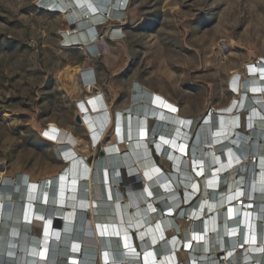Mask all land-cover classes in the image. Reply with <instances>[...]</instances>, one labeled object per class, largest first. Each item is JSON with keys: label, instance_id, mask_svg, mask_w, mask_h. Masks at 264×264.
<instances>
[{"label": "bare ground", "instance_id": "bare-ground-1", "mask_svg": "<svg viewBox=\"0 0 264 264\" xmlns=\"http://www.w3.org/2000/svg\"><path fill=\"white\" fill-rule=\"evenodd\" d=\"M40 3L74 22L63 33L65 44L71 38L77 42L68 45L91 52L97 26L127 7L125 0ZM88 56L85 66L68 64L62 72L74 88L77 75L90 84L78 108L92 139L49 122L68 166L39 177L30 172L29 179L18 171L14 182L5 177L0 264H262L264 60L229 71L231 96L218 111L190 115L134 79L113 115L97 81L91 84L96 75ZM110 129L116 133L106 137ZM91 141H101L103 153L88 163ZM152 146L168 169L150 155ZM121 169L138 172L142 182L132 184L124 174L128 187L120 190V178L109 173Z\"/></svg>", "mask_w": 264, "mask_h": 264}, {"label": "rangeland", "instance_id": "rangeland-1", "mask_svg": "<svg viewBox=\"0 0 264 264\" xmlns=\"http://www.w3.org/2000/svg\"><path fill=\"white\" fill-rule=\"evenodd\" d=\"M127 1L120 17L97 26L98 43L91 52L88 46L68 45L77 42L71 38L65 44L63 33L75 25L68 14L44 10L40 0H0V191L5 177L14 182L18 171H26L29 179L30 172L39 177L68 166L55 150L49 122L88 140L78 108L88 93L78 75L74 88L62 72L68 64L85 66L87 54L113 115L134 79L190 115L218 111L231 96L229 71L264 60V0ZM240 121L243 130L244 114ZM92 143L88 163L102 150L101 141ZM151 151L168 169L153 147ZM125 171L111 173L120 178L115 182L122 191L128 187L122 175L136 181L137 172Z\"/></svg>", "mask_w": 264, "mask_h": 264}, {"label": "built area", "instance_id": "built-area-1", "mask_svg": "<svg viewBox=\"0 0 264 264\" xmlns=\"http://www.w3.org/2000/svg\"><path fill=\"white\" fill-rule=\"evenodd\" d=\"M126 3H128V1L127 0H125V4ZM125 8V7H124ZM124 8H122V9H120V10H124ZM91 68H93V67H91ZM94 69V68H93ZM92 69V70H93ZM96 75V74H95ZM97 81V79H96V77L94 78V81L91 83V84H94L95 82ZM90 84H87L86 82H84L83 81V79L81 78V82H80V86L82 87V88H87L88 86H89ZM54 223H55V220H54Z\"/></svg>", "mask_w": 264, "mask_h": 264}, {"label": "water", "instance_id": "water-1", "mask_svg": "<svg viewBox=\"0 0 264 264\" xmlns=\"http://www.w3.org/2000/svg\"><path fill=\"white\" fill-rule=\"evenodd\" d=\"M75 45H81V44H75ZM76 119H77V118H76ZM99 153L102 154V153H103V150H99ZM111 172H112V171L110 170L109 177H111ZM135 180H136V181H135L134 183H136V182H142V181H141V177H140V175H139L138 172H137L136 175H135ZM56 221L58 222L57 225H60L59 220H56Z\"/></svg>", "mask_w": 264, "mask_h": 264}, {"label": "crops", "instance_id": "crops-1", "mask_svg": "<svg viewBox=\"0 0 264 264\" xmlns=\"http://www.w3.org/2000/svg\"><path fill=\"white\" fill-rule=\"evenodd\" d=\"M98 100V99H97ZM108 102V101H107ZM109 119V118H108ZM84 127H90V126H88L87 124L86 125H84ZM94 169H95V167H94Z\"/></svg>", "mask_w": 264, "mask_h": 264}]
</instances>
